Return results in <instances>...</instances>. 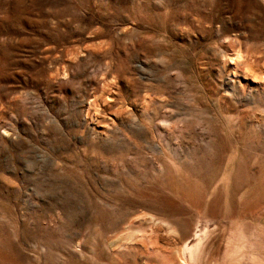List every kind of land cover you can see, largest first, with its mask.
Instances as JSON below:
<instances>
[{"label": "rangeland", "instance_id": "1", "mask_svg": "<svg viewBox=\"0 0 264 264\" xmlns=\"http://www.w3.org/2000/svg\"><path fill=\"white\" fill-rule=\"evenodd\" d=\"M0 264H264V0H0Z\"/></svg>", "mask_w": 264, "mask_h": 264}, {"label": "bare ground", "instance_id": "2", "mask_svg": "<svg viewBox=\"0 0 264 264\" xmlns=\"http://www.w3.org/2000/svg\"><path fill=\"white\" fill-rule=\"evenodd\" d=\"M212 235H213V234H212ZM203 236H204V235H203ZM203 236H202V237H203ZM202 237L198 240V243H199V244H200V242L202 241V239H204V237H203V238H202ZM194 257H195V255H194ZM192 258H193V256H192Z\"/></svg>", "mask_w": 264, "mask_h": 264}]
</instances>
